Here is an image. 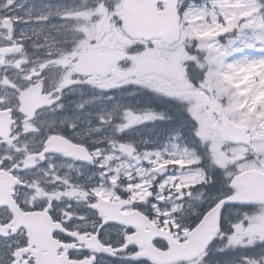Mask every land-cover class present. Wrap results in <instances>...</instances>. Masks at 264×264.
<instances>
[{
	"label": "snow or ice",
	"instance_id": "obj_1",
	"mask_svg": "<svg viewBox=\"0 0 264 264\" xmlns=\"http://www.w3.org/2000/svg\"><path fill=\"white\" fill-rule=\"evenodd\" d=\"M0 264H264V0H0Z\"/></svg>",
	"mask_w": 264,
	"mask_h": 264
}]
</instances>
